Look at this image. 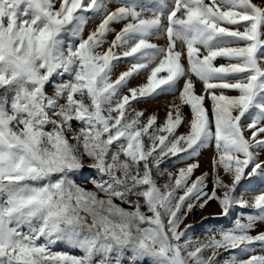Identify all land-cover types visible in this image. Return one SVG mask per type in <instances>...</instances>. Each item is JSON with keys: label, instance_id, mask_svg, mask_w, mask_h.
Instances as JSON below:
<instances>
[{"label": "snow or ice", "instance_id": "6c2138e0", "mask_svg": "<svg viewBox=\"0 0 264 264\" xmlns=\"http://www.w3.org/2000/svg\"><path fill=\"white\" fill-rule=\"evenodd\" d=\"M262 154L264 0H0V264H264Z\"/></svg>", "mask_w": 264, "mask_h": 264}, {"label": "rangeland", "instance_id": "374dc122", "mask_svg": "<svg viewBox=\"0 0 264 264\" xmlns=\"http://www.w3.org/2000/svg\"><path fill=\"white\" fill-rule=\"evenodd\" d=\"M255 3H260V0H253ZM110 7H115V4L110 5ZM99 23L98 19L90 20L89 23L86 25L84 35L87 36L88 32L93 30L96 24ZM117 30H119L120 25H113ZM112 36H109V39H111ZM154 43H158L160 45H163L165 43L164 40H153ZM217 63H224L223 60H217ZM128 67L126 63H120L117 65V67L114 69L113 78H115L116 75H118L121 71L125 70ZM146 80V76L141 75L138 77L133 78L130 81L131 86H138L142 83H144ZM183 85V81L181 80L179 84L177 85V90L175 93H169L165 95H160L155 97L154 99H148L145 101H142L140 103H134V107L137 110H143L145 113V116L150 115L152 113H156L158 115V122H162L165 115L167 107L173 103H179L178 96H179V90ZM202 89V84L197 81L195 85V90L197 93H200ZM235 94V93H230ZM206 106L207 102H206ZM182 111L185 115V117H188L190 114V109L187 106H184L182 108ZM188 129L186 126L182 125L179 129V133H184ZM213 155L212 149H204L201 151V153L198 156V162H199V168L196 169L193 175V179L195 176H199L204 172H211V157ZM261 159H264V154L261 155ZM185 166L183 163H177L175 161L166 163L165 165H162L163 168H167L169 172H172L173 174L176 173L177 169L179 167ZM91 173L85 172L84 176H88ZM84 176H78L76 177V180L78 183H81L84 179ZM158 183L163 185L168 180L167 173H165L164 176L157 177ZM85 187L91 188V184L84 185ZM211 177H209V183H208V190H211ZM256 193V190L253 189L249 191L245 196L244 199L251 201L252 196ZM219 208L214 202H210L203 210L196 209L193 213H191L187 219L184 221L185 224H191L192 228L189 232V235L193 237V239L200 238L204 239L206 235H211V232L208 231L210 228L214 229L217 227H229L232 225L234 218L240 212V209H235L232 212L231 217L229 218H219L215 219L212 217H216L219 213ZM244 211H250V209H245ZM203 217H210V219L203 220ZM183 227V225H181ZM264 230V224H259L256 228V230L253 232V234H256L258 231ZM57 251H65L67 249L64 248L63 245L59 246ZM225 256L228 255V253H224ZM147 264V262H146Z\"/></svg>", "mask_w": 264, "mask_h": 264}]
</instances>
